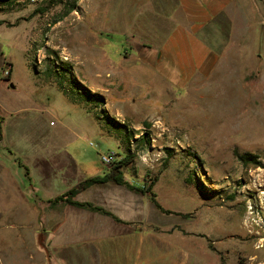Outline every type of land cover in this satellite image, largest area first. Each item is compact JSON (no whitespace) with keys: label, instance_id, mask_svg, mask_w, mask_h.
Returning a JSON list of instances; mask_svg holds the SVG:
<instances>
[{"label":"rangeland","instance_id":"rangeland-1","mask_svg":"<svg viewBox=\"0 0 264 264\" xmlns=\"http://www.w3.org/2000/svg\"><path fill=\"white\" fill-rule=\"evenodd\" d=\"M175 5L0 0V158L24 190L16 195L0 181V264H88L80 261L87 239H74L66 256L64 239L50 231L57 195L37 205L35 194L58 188H45L50 169H67L73 182L77 168L107 172L128 152L126 182L108 181L151 200L155 192L173 210L152 200L159 217L151 225L167 230L166 239L206 264H264V0H232L205 25L213 60L184 85L158 69L162 40L185 16ZM72 75L107 102L81 100ZM236 149L259 162H242ZM109 150L116 160L105 164ZM61 200L50 204L54 215Z\"/></svg>","mask_w":264,"mask_h":264},{"label":"crops","instance_id":"crops-1","mask_svg":"<svg viewBox=\"0 0 264 264\" xmlns=\"http://www.w3.org/2000/svg\"><path fill=\"white\" fill-rule=\"evenodd\" d=\"M231 3L232 0H177V9L174 12L183 13L185 16L183 20H174L160 45L161 60L158 69L162 75L175 79L176 84L184 85L210 66L214 55L202 30L216 14L224 11ZM4 119L3 116L0 124V146H4ZM6 168L0 158V181L4 183L3 186L16 195L24 193L16 180L11 181L13 177ZM62 170L64 171L58 172L59 170L54 168L50 169L52 175L47 178L45 188L54 185L58 188L54 192H48L45 197L35 194L37 205L41 201L48 202L81 180L106 172L101 166L91 172H79L77 168L78 181L69 182V172L67 169ZM4 176H8L7 180ZM63 180L68 183V187L65 188V185L61 188L57 185ZM146 196L144 192L139 196L135 189L112 181L93 183L77 193L74 198L102 205L124 221H118L112 215L91 206L68 201L63 206L64 209L60 208V214L54 215L51 209L55 206L50 204L55 203L57 206L64 202L50 201L48 219L51 225L53 224L50 231L54 232V237L64 239L60 248L64 247L66 256L73 253L74 239H87V248L82 250L80 261L88 259V264H206L199 257L185 253L181 245L166 239L164 233L167 230L152 227L154 213L156 217L159 215L154 212L156 207L152 200ZM86 257L88 258L85 259Z\"/></svg>","mask_w":264,"mask_h":264},{"label":"trees","instance_id":"trees-1","mask_svg":"<svg viewBox=\"0 0 264 264\" xmlns=\"http://www.w3.org/2000/svg\"><path fill=\"white\" fill-rule=\"evenodd\" d=\"M2 22V20H0V23ZM65 71L71 72V67L70 66H65L64 68ZM54 74L57 75L59 77V79H61L63 73L61 72L60 68H56L54 69ZM73 76V80H75L77 82V84L79 85V89H78V93H79V97L81 98V100H87L88 102H94V103H100L101 105H104L107 102V99L105 97V95L101 92L98 91H93L90 87L83 85L81 82L79 83V81L77 80L75 75ZM76 97V96H75ZM78 97V98H79ZM76 99V98H75ZM104 113L106 114V116L111 120H114L113 117L110 115V113L108 112V110L106 109V107H103ZM3 119V116L0 114V124L1 121ZM110 122V121H108ZM123 124V123H122ZM120 124V125H122ZM115 125V124H114ZM118 129L119 132L121 133H125V137L127 139H131V134L132 132H130L129 129H123V130H119V127H116ZM141 138L143 141H150L149 138V134L148 132H144L142 134ZM236 155L238 156V158L244 162V163H249V162H259L258 161V154L254 153L252 151H243L240 152L238 149L235 150ZM132 158V153L128 152V154H126L124 157H122L121 159H119L118 161H116V163L114 164V166L107 171L104 174H97L91 177H88L84 180L79 181L77 184H75L74 186H72L70 189H68L67 191H65L62 194H59L55 197V200H61L64 199L70 203L73 204H77V205H88L91 206L94 209L100 210L102 212L105 213H109L112 214V212L106 208H104L101 205H95L90 201H80L78 199H75L74 196L79 193L80 191H82L83 189L87 188L89 185L96 183V182H103V181H108V180H114L116 182L119 183H124L126 182V180L123 178V173L120 169L121 165L127 164L128 162L131 161ZM151 186V185H150ZM151 188V187H148ZM151 198L154 201V203L156 204V206L158 208H160L162 211L164 212H172L173 210L164 207L160 201L157 199L156 197V193L155 192H151ZM114 217H116L117 219L121 220L119 217H117L116 215H114Z\"/></svg>","mask_w":264,"mask_h":264},{"label":"built area","instance_id":"built-area-1","mask_svg":"<svg viewBox=\"0 0 264 264\" xmlns=\"http://www.w3.org/2000/svg\"><path fill=\"white\" fill-rule=\"evenodd\" d=\"M9 72V70H7ZM101 160L105 164H110L116 160V152L114 150H109L101 153Z\"/></svg>","mask_w":264,"mask_h":264}]
</instances>
